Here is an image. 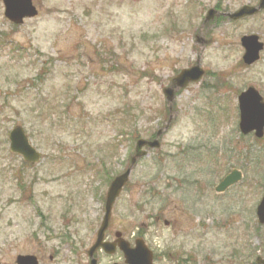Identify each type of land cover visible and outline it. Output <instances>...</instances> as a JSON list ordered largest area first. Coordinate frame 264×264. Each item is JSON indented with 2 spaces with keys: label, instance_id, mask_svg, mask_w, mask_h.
<instances>
[{
  "label": "rangeland",
  "instance_id": "obj_1",
  "mask_svg": "<svg viewBox=\"0 0 264 264\" xmlns=\"http://www.w3.org/2000/svg\"><path fill=\"white\" fill-rule=\"evenodd\" d=\"M33 1L38 15L19 25L0 0V264L39 256V245L48 247L42 264L76 259L68 230L86 259L111 177L128 168L137 139L164 129L163 89L198 56L205 74L178 93L161 146L133 168L110 233L144 223L155 252L172 255L156 264H257L264 138L240 133L237 96L249 86L264 96V50L245 65L240 41L254 33L264 42V12L207 23L205 43L194 33L209 8L233 12L258 0ZM16 125L42 153L38 163L10 151ZM234 169L243 180L217 193ZM158 213L170 227L153 221Z\"/></svg>",
  "mask_w": 264,
  "mask_h": 264
},
{
  "label": "water",
  "instance_id": "obj_2",
  "mask_svg": "<svg viewBox=\"0 0 264 264\" xmlns=\"http://www.w3.org/2000/svg\"><path fill=\"white\" fill-rule=\"evenodd\" d=\"M6 5V16L17 23H21L26 16H35L38 11L33 5L32 0H4ZM260 9H264V0H260L258 7L244 6L235 13L230 14L233 19H239L248 15L257 13ZM216 11L214 9L209 10L206 21L214 18ZM242 45L246 52L244 55V61L247 64H252L259 59L260 51L263 49V43L259 42L257 35L244 36L242 38ZM204 74V71L200 68L199 63L189 69H184L174 80V87L164 89V93L170 103L175 99V90L184 88L188 83L198 81ZM239 108H240V128L243 133L247 134L252 131L256 132L258 137L264 134V102L258 91L250 87L239 96ZM172 116H170V119ZM170 123V121H169ZM167 128V127H166ZM162 130L158 132V137L161 135ZM158 137L153 141H147L145 139H139L136 146V154L132 157L130 167L121 175L117 176L111 183L107 201H106V215L101 228V235L108 225V221L112 212V207L123 189L126 182L129 180L133 166L136 164L138 158L146 156L148 151H143L142 148L145 145H149L152 148L159 147L160 142ZM11 144V150L13 152L20 153L28 161L36 162L41 158V154L31 145L29 138L26 135L24 129L21 126H15L9 135ZM242 179V172L234 170L229 173L225 178L217 185L216 191L223 192L232 185L238 183ZM257 215L260 223H264V196L262 197L258 207ZM144 252V253H143ZM140 254L139 260H131V264H152V254L147 248H144ZM130 257L133 255L130 254ZM257 262L264 264V258L258 257ZM19 264H37L36 258L33 256H19Z\"/></svg>",
  "mask_w": 264,
  "mask_h": 264
},
{
  "label": "flooded vegetation",
  "instance_id": "obj_3",
  "mask_svg": "<svg viewBox=\"0 0 264 264\" xmlns=\"http://www.w3.org/2000/svg\"><path fill=\"white\" fill-rule=\"evenodd\" d=\"M219 10L223 11V9H219ZM96 218H99V217H96ZM102 220H103V218H102ZM102 220H101L100 225L102 224ZM155 220L159 221V222L163 221V223L165 225H167L168 227L171 226V222L169 220H167V219L162 220V215H159V213L157 215H155ZM155 220L153 219V221H155ZM99 221H100V219H99ZM100 225H99V227L97 229L96 237L91 242L89 248L92 247V245L95 243V241H96V239L98 237V232H99V229H100ZM111 227H112V216H111V218L109 220V225H108V228H107V230L105 232L104 240L106 242H108V243L113 245L114 252L112 254H107L101 248L98 249L95 252V254H94L95 257L97 258V264H102V262L100 261L101 258L99 257L100 255L102 257H105V258L108 259V264H128L127 261H126V258H125V254H124V252H123V250L121 248V244L127 246L130 249H133L135 247V245H136V242L139 239H142L148 244L149 247H152L151 244L147 242L148 236L146 235L147 232L144 230V223H142L141 227H137L136 230L132 232V234H128V233H125V232H120L118 230H115V231L113 230L110 233ZM68 228H69V226H68ZM71 233L72 232L69 231V230L65 233V239L67 240V241H64L65 242V246L69 247V249H70L72 254H77L78 256H77L76 259L74 257L71 258V259H68V256H66L63 259V264H92V261H91L92 259H91L90 255H89V251L88 250H87V253H86L87 256H86L85 260L80 257V255L78 253V250H79L80 246H78V245H80L81 242L79 241L78 243H76L75 242L76 239L72 236ZM39 247L44 250V252L41 253L42 255L40 254V259L42 261L43 257L45 256L44 254L46 253V249L48 247H46V246L42 247L41 245H39ZM50 250L53 251V253L55 254V255L53 254V257L55 256L53 259H56V257L60 255V251H59L58 247L57 248H50ZM168 256L172 257L171 254H169V253L167 254L166 252H163V251H160V253H157V254L154 253V259H156L158 261V263L166 261ZM102 261H103V259H102Z\"/></svg>",
  "mask_w": 264,
  "mask_h": 264
}]
</instances>
